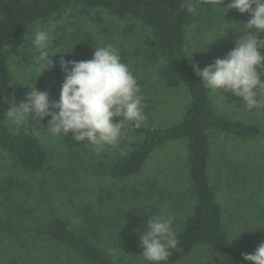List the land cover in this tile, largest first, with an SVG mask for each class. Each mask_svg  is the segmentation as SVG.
Here are the masks:
<instances>
[{"label":"trees","instance_id":"1","mask_svg":"<svg viewBox=\"0 0 264 264\" xmlns=\"http://www.w3.org/2000/svg\"><path fill=\"white\" fill-rule=\"evenodd\" d=\"M189 5L194 12L187 10ZM213 6V0H0V153L6 156L0 170L9 166L0 174V264H151L114 250L130 246L138 237L137 229L142 230L151 215H159V203L165 197L159 178L146 175L143 183H130L117 192L101 188L97 199L78 202L79 198L64 194L72 185L71 169L67 171L63 164L56 167L55 159L76 165L84 177L129 180L146 173L156 152L172 142L184 148L194 205L177 233V248L170 250L165 264H182L200 251V264H253L241 253H254L264 242V208L241 210L237 216L244 221L229 224L211 177L219 138L254 139L262 135V128L221 113L213 92L194 73L191 58L185 57L189 55V27L204 22ZM70 9L81 15L96 12L98 23L104 20L100 14L104 10L135 19L148 30L145 60L158 65L156 83L149 84L134 64H126L140 87L144 115L157 109L161 91L183 93L185 101L177 121L143 122L139 128L125 121L118 143L101 151L76 142L71 132L50 134V117L33 122L45 136L55 138L53 150L33 130L7 124V108L16 103L12 60L23 52L28 30ZM76 39L65 42L61 50L57 47L64 53L55 54L56 59L53 55L54 67L19 84L20 97L26 99L36 86L38 91H47L50 100L59 98L65 78L60 58L81 61L87 56L83 43L77 44ZM84 41H89L88 33Z\"/></svg>","mask_w":264,"mask_h":264},{"label":"rangeland","instance_id":"2","mask_svg":"<svg viewBox=\"0 0 264 264\" xmlns=\"http://www.w3.org/2000/svg\"><path fill=\"white\" fill-rule=\"evenodd\" d=\"M229 2L230 0H222L220 5L214 3L213 10L204 22H195L189 27L187 34L188 52L190 55L193 51L190 58L192 62L198 63L201 69L213 63L216 58H223L235 47L236 40L245 34L236 28L243 27L241 24L250 18L249 14L247 12L240 13L236 9H230L226 13L227 9L221 7H225ZM100 14L104 19L102 23H98L95 19L96 12L90 15H81L70 9L59 17L39 21L28 30L26 34L28 38L25 41L23 52L12 60L16 82L15 104L19 105L21 101L25 100L20 97L23 96V93L20 91L19 84L22 85L36 73L27 49L32 46L31 36L37 25L51 26L55 37L52 41L54 50H57L58 46L61 47L60 50L63 49L65 42L74 41L77 38V44L83 43V47L86 49L85 55L87 56L83 60L92 58L96 45L104 46L111 43L119 50L121 60L124 63L134 64L133 67L139 70L141 78L148 79L149 84L156 83L158 65L148 64L145 60L147 54L145 52V40L149 34L148 30L135 19L121 18L104 10ZM86 33L89 34L88 42L84 41ZM261 36H264V33ZM75 45V42L71 44L72 47ZM260 51L264 53V49ZM20 56L21 59L18 60L17 58ZM56 57L57 55H55V59ZM261 79H264V73L261 74ZM213 94L215 105L221 113L258 123L262 128V135L258 138L238 140L222 137L217 140L214 147L212 184L219 200L227 209V222L234 225L236 219L239 220L237 223L244 221V219L239 218L240 216H237L241 210L252 206H255V210L264 208V107L248 110L240 97L231 93H225L226 97L219 92ZM157 97L161 100L158 102L157 109L146 114L144 122L159 125L177 121L181 116L185 101L183 93L161 91ZM7 124L13 129L27 127L41 136L43 141L51 146L52 150L55 148V138L45 136L31 117L29 121L26 120L21 125H15L9 120H7ZM5 157L4 154L0 153V164L4 165ZM184 157V148L180 143L166 144L156 152L146 173L129 180L100 179L93 176L94 174H90L93 176L90 178L84 177L85 174L82 169L76 165L60 162V158L55 159V166L59 167L63 164L67 171L71 169L72 172L68 177L71 178L72 185L64 194L79 198L77 199L78 202H82L87 197L93 200L94 198L97 199V191L100 192L101 188L117 192L130 183H143L146 180V175L159 178L160 186L165 189V197L159 203L161 205L160 213L164 212L172 216L173 228L178 233L194 205V199L189 194L190 184ZM7 169L9 166H4L0 170V174H4ZM75 186L78 193H75ZM151 200H148L147 204L151 205ZM146 220L144 219V221ZM143 230L144 228L140 231ZM114 251L118 255L143 258L141 256L143 248L140 246L139 235L130 246H123L120 250ZM199 256H201V251L187 258L182 264H200L201 258Z\"/></svg>","mask_w":264,"mask_h":264},{"label":"clouds","instance_id":"3","mask_svg":"<svg viewBox=\"0 0 264 264\" xmlns=\"http://www.w3.org/2000/svg\"><path fill=\"white\" fill-rule=\"evenodd\" d=\"M213 3L220 5L222 0H213ZM221 8L227 9L226 13L236 9L249 14L250 18L241 24L243 27L236 28L245 34L236 40L235 47L223 58H216L203 69L198 63L191 62L193 71L211 92L222 93L224 97L225 93L240 97L248 110L262 108L264 53L260 50L264 49V36H261L264 33V0H230ZM187 10L190 13L195 11L191 5ZM54 38L51 26L41 25H37L31 36L32 46L27 52L38 77L55 66L51 56L64 53L53 49ZM192 52L185 57H190ZM59 66L65 74L59 98L50 100L47 91H38L35 86L19 105L12 102L7 108L9 121L21 125L30 117L38 121L50 117L47 122L50 134L69 135L71 132L76 142L85 143L95 151L116 145L125 121L132 122L136 128L145 121L137 79L111 43L96 45L89 60H65L61 57ZM116 117L120 118L119 121L114 119ZM137 231L143 248L141 256L151 264H165L171 256L170 250L177 248L173 218L164 212L151 215L144 230ZM241 256L253 264H264V242L254 253H241Z\"/></svg>","mask_w":264,"mask_h":264}]
</instances>
